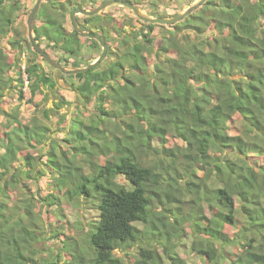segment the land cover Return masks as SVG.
I'll return each mask as SVG.
<instances>
[{
    "label": "trees",
    "instance_id": "trees-1",
    "mask_svg": "<svg viewBox=\"0 0 264 264\" xmlns=\"http://www.w3.org/2000/svg\"><path fill=\"white\" fill-rule=\"evenodd\" d=\"M97 1L42 0L39 44L66 66L88 65L99 41L67 29L66 18ZM22 7V0H0V102L6 90H17L22 102L26 87V101L40 91L45 102L59 86L52 67L47 71L31 41L14 30ZM199 8L173 24L148 23L146 33L125 29V19L112 23L105 11L77 15L82 29L100 32L111 45L112 34L121 37L95 68L63 74L77 108L70 124L67 115L58 119L62 137L24 120L19 106L0 103V264H164L165 255L172 264H190L176 250L187 225L198 264H264V0H207ZM156 26L162 29L154 34ZM164 28L170 29L159 38ZM56 98L47 117L70 104ZM93 100L86 121L80 112ZM237 114L241 125L232 133ZM119 174L132 188L117 181ZM40 176L50 177L54 191L38 181L35 196L13 199L22 178ZM59 197L97 202L91 253L71 242L63 246L70 260L50 256L51 238L62 237L56 228L49 234L48 206ZM227 227L237 228L232 236ZM137 243L136 253H116Z\"/></svg>",
    "mask_w": 264,
    "mask_h": 264
},
{
    "label": "rangeland",
    "instance_id": "rangeland-1",
    "mask_svg": "<svg viewBox=\"0 0 264 264\" xmlns=\"http://www.w3.org/2000/svg\"><path fill=\"white\" fill-rule=\"evenodd\" d=\"M35 1L36 0H22L23 7L17 19L14 22V30L15 31L18 30L21 33L22 37L26 39H29L27 19H28L31 9L34 6ZM154 1H158V2L164 1L165 3H167V5L165 6L164 5L159 6L160 15L173 16L175 15V12L176 13L181 12L182 10L186 9L189 5H191L197 0H154ZM49 2L50 0H44V3L48 4ZM100 3H101V0H98L97 5H99ZM86 4L87 5L85 8H93L97 6V5L92 6L91 3H86ZM199 9L201 10V8ZM104 11L107 13V15L114 17L115 20L112 21V23L114 24L117 22L121 23V21H124V19H125L124 23H128L129 21L131 22L132 20H130V18L134 17V16L125 17L126 12H129V11H127L125 7L120 6V5H112ZM144 11L146 12V10ZM69 15L70 14H68L66 18L67 19L66 28L70 30L72 28V25H71V20H70ZM38 23L40 26L42 23L41 18L38 19ZM137 24L138 25L136 26V28H139L140 22L139 23L137 22ZM179 27H183V23L179 24ZM125 29L129 31L132 30L130 25L127 26V28ZM160 29H162L161 26H156L153 33L154 34L157 33V31ZM164 29L169 30L170 28H164ZM171 29H173V26L171 27ZM207 32H210L209 27L207 29ZM196 41L198 42L201 41V38H198ZM4 45H6L7 47H10L6 42H4ZM24 45L27 48L28 44H26V40L24 41ZM90 49L91 48L89 47V42H85L84 54L91 53ZM100 53H101L100 48L95 49L93 53H91V55L89 56L88 62H91L92 60H94ZM150 59H151L150 64L153 66V64L157 60L155 58H150ZM37 60L41 61L42 65H44L47 71L51 69L50 68L51 66L49 65L48 67L46 64L47 62L40 59L39 56L37 57ZM22 63L23 65H25V61ZM103 66L104 65H101L100 69L104 68ZM67 67H71V65H67ZM52 69L50 71H53ZM12 74H14V72ZM59 81L61 85L63 84L65 85V83H63L61 80ZM54 90L57 93V95L51 94L49 99L45 102H43L44 95L40 91L38 92L34 102H29V101H26V99L30 98L31 94H30L29 89L26 87L25 88V99L22 102H20L17 99V90H6L3 100L2 102H0L1 107H4L7 110H13V108L17 109L19 106L18 108L19 115L23 117L24 120L29 121V122L36 121L37 123L49 125L51 135L59 138V137H62V135H65V133H60L59 130L65 131V128L60 129L59 126L61 122H59L58 119L61 116L66 118V115H67L68 119H66V122L70 124L72 116L75 115V108H77L76 101L74 102V100L76 99V94L73 93V91L63 89L60 86L55 88ZM50 91L51 89L46 88V92H50ZM59 95L64 96L67 100H69L70 104L61 107L59 112H56V111L53 112L52 110H49V117H47L45 115V110L51 109L52 107H54L55 101L59 100L56 97L57 96L59 97ZM107 106H109V103ZM95 108H96L95 101L93 100L92 102L88 104L86 109H84V111L82 110L80 113L82 114V116L85 117L86 121H88L89 117L92 115V113H94L93 109ZM0 119L5 120V116L2 113H0ZM101 125L103 126L104 124H101ZM240 125H241L240 116L237 114L236 118L230 121V131L232 133H237L239 131V130L237 131V129ZM175 141H177V143L179 144L184 145V142L179 139H175ZM86 170H88V167H86ZM116 179L117 181L121 183L127 184L126 178L122 174H119L116 177ZM38 181L44 185L45 189L54 191V189H52L51 187L53 182L50 180V177L48 178L47 176H40L37 180H34V181H31L27 178H22L21 183L16 187L17 192L13 194V199L15 200L17 198L19 199V198H26L28 196L30 197L35 196V193L38 190ZM127 185L129 188H132V184L130 182ZM190 196H187V197H190ZM59 199L60 197L58 198L57 203L53 205L51 204L48 206V209L51 210L50 213L48 212L51 218L49 221H47V224L50 226L49 234L51 235L54 229L56 228L59 230L58 233H60L61 234L60 236L62 237V238H55V239L51 238L50 244L52 245H51V250H50V256L51 255H54L55 257L58 256L60 259H62V261L70 260L71 256L65 255L64 253L65 249L63 246L65 244L69 246L71 242L78 243L79 247H81L83 250L86 249L87 253L88 252L91 253L92 249L89 247V244H88V241H89L88 234L91 228L90 226L91 223L95 222L99 218V215H100V212L97 208V202L90 201V200L86 201L83 199L81 203L71 204L68 202V200H65V198H63V200L61 198L62 201H60ZM35 202H36V206L38 210V206H40L41 203L40 201L38 202V199ZM157 206H158L156 208L157 210L163 211V207L161 204L158 203ZM184 208L186 211L189 210V207L188 206L186 207V205L184 206ZM210 210H211V206L207 204L205 211L208 214V216L211 218L212 213ZM135 224L140 230L144 229L143 220H139L135 222ZM236 229L237 228H234V227H227L226 230L232 236L235 233ZM186 232L187 233L181 232L180 240L177 242L176 250L180 253V255L183 258L187 260L188 263L198 264L200 263V256H198L195 252L191 251L192 236L189 233L190 232L189 225L186 226ZM153 240L154 239L151 238L152 242ZM137 247H138V243L133 244L131 248H127V249L118 248L116 250V253L120 255H124L125 251H129V250L130 252L132 251V253H136ZM47 248L49 250V247ZM69 248H72V245H70ZM162 251H163L162 248H160V252ZM164 264H172V262L167 258L166 255L164 256Z\"/></svg>",
    "mask_w": 264,
    "mask_h": 264
},
{
    "label": "water",
    "instance_id": "water-1",
    "mask_svg": "<svg viewBox=\"0 0 264 264\" xmlns=\"http://www.w3.org/2000/svg\"><path fill=\"white\" fill-rule=\"evenodd\" d=\"M207 0H197L191 5H189L186 9L182 10L179 14L173 16H149L146 15L142 9L128 1V0H104L102 3L97 5L93 8H85L82 6L74 7L70 12V20L73 29L82 37H89L92 39H96L102 45V52L101 54L94 59L91 63L85 66L80 67H67L64 64L60 63L56 58H54L49 52H47L40 44L39 41L36 39L35 35V25H36V16L39 11L40 5L42 0H36L34 3L33 8L31 9L28 19V37L31 43L33 44L34 49L43 57V59L53 68L54 71H59L62 74H77L87 72L92 68L98 66L107 56L109 50V43L106 42L105 37L99 32H93L82 29L80 26L79 20L77 15H96L98 13L103 12L108 7L112 5H122L130 7L134 10L136 15L142 20H148L150 22L156 23H165V24H173L183 20L185 17L189 16L192 12H194L201 4L206 2Z\"/></svg>",
    "mask_w": 264,
    "mask_h": 264
},
{
    "label": "flooded vegetation",
    "instance_id": "flooded-vegetation-1",
    "mask_svg": "<svg viewBox=\"0 0 264 264\" xmlns=\"http://www.w3.org/2000/svg\"><path fill=\"white\" fill-rule=\"evenodd\" d=\"M128 1H130V2H132V3H134V4H136V5H138L141 9H142V11L146 14V15H149V16H154V17H157V16H162V15H160V10H159V6H161V5H167V3H165L164 1H161V2H158V1H154V0H128ZM205 3V2H204ZM147 5H149V6H147ZM202 5V4H201ZM200 5V6H201ZM120 6H122V5H120ZM147 6V7H146ZM199 6V7H200ZM123 7H125L126 9H127V11H129V12H126V16L125 17H127V16H134V17H131L130 18V20H132L133 22H134V20H133V18H135V20L136 21H138V23L140 22V30L141 29H143V28H145V30H142V32L143 31H145V33H146V30H149V24L148 23H156V22H150V21H148V20H142V19H140L137 15H136V13L134 12V10L133 9H131L130 7H127V6H123ZM198 7V8H199ZM197 8V9H198ZM144 10H146V12L144 11ZM180 13V12H179ZM179 13H176L175 12V15H177V14H179ZM168 16V15H167ZM135 21V22H136ZM128 22V21H127ZM130 22V21H129ZM128 22V24L127 25H124V28H127V26H131V28L132 29H136V27L135 26H133V25H131V23H129ZM136 24H137V22H136ZM158 24H165V23H158ZM138 25V24H137ZM116 28V27H115ZM88 31H90V30H88ZM94 32V31H93ZM100 33V32H99ZM167 33V31L166 30H164L162 33L161 32H159L158 34H159V38H162V36L164 35V34H166ZM104 36V35H103ZM112 36H113V39L112 40H115L114 41V43L111 45L110 44V42L109 41H107L106 40V38H105V40H106V42H108L109 43V49H110V47L111 48H114V46H118V44H119V42H118V38H120L121 36H118L117 35V33L115 32L114 34H112ZM105 37V36H104ZM99 45L101 46V52H102V45L99 43ZM108 52H109V50H108ZM101 54V53H100ZM58 60V59H57ZM59 61V60H58ZM61 63V62H60ZM71 67H73L72 65H71ZM53 76H54V78H55V80L57 81V86L59 85L61 88H63V89H67V90H69V91H72L71 90V88H70V86H69V84L68 83H66L65 82V80H64V77H63V74L61 73V72H59V71H54L53 70ZM59 80H61L63 83H65V85L63 84V85H61V83H60V81Z\"/></svg>",
    "mask_w": 264,
    "mask_h": 264
},
{
    "label": "built area",
    "instance_id": "built-area-1",
    "mask_svg": "<svg viewBox=\"0 0 264 264\" xmlns=\"http://www.w3.org/2000/svg\"><path fill=\"white\" fill-rule=\"evenodd\" d=\"M25 80H26V85L28 84V80L26 79V76H25Z\"/></svg>",
    "mask_w": 264,
    "mask_h": 264
},
{
    "label": "clouds",
    "instance_id": "clouds-1",
    "mask_svg": "<svg viewBox=\"0 0 264 264\" xmlns=\"http://www.w3.org/2000/svg\"><path fill=\"white\" fill-rule=\"evenodd\" d=\"M99 55H100V54H99ZM99 55H98V56H99ZM98 56H97V57H98ZM97 57H96V58H97ZM96 58H95V59H96ZM92 61H93V60H92ZM92 61H91V62H92ZM91 62H90V63H91Z\"/></svg>",
    "mask_w": 264,
    "mask_h": 264
}]
</instances>
